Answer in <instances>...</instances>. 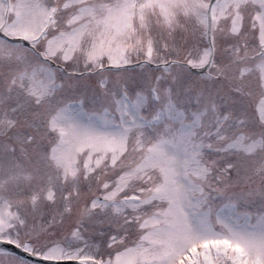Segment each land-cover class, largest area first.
Masks as SVG:
<instances>
[{"label": "snow or ice", "instance_id": "obj_1", "mask_svg": "<svg viewBox=\"0 0 264 264\" xmlns=\"http://www.w3.org/2000/svg\"><path fill=\"white\" fill-rule=\"evenodd\" d=\"M0 264H264V0H0Z\"/></svg>", "mask_w": 264, "mask_h": 264}]
</instances>
